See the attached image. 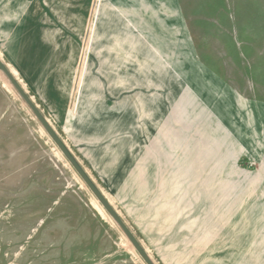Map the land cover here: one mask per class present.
<instances>
[{"label":"rangeland","instance_id":"rangeland-1","mask_svg":"<svg viewBox=\"0 0 264 264\" xmlns=\"http://www.w3.org/2000/svg\"><path fill=\"white\" fill-rule=\"evenodd\" d=\"M0 57L155 264H264V0H0ZM0 264H148L1 69Z\"/></svg>","mask_w":264,"mask_h":264},{"label":"crops","instance_id":"crops-1","mask_svg":"<svg viewBox=\"0 0 264 264\" xmlns=\"http://www.w3.org/2000/svg\"><path fill=\"white\" fill-rule=\"evenodd\" d=\"M21 13L22 11H18V16L14 17L17 21V28L15 30L18 29V34H17L18 37L13 43L14 44L13 51L12 53H10L9 48H7L6 50L4 46L3 56L7 55L9 65L14 68L27 67L28 65H32V66L46 65L47 66L48 62H50L49 60L51 58V53L53 52L52 51V47L54 45L53 42H55L52 38V33L50 32L49 36L47 37L45 36L43 40L41 38V32L38 34L35 33L36 28H38L37 32L40 31V26L35 27V25L33 26L30 25L31 22L30 21L27 22L25 13L23 12L24 13L23 15H21ZM13 22L14 23L12 24L14 25L15 21ZM51 29L52 28H50V30ZM8 32L10 31L8 30ZM53 35L56 36L57 32H55V34ZM21 50L24 51L25 55L20 52ZM6 51H7V54H6ZM30 57L32 59L31 62H30ZM10 71L13 73L12 69H10ZM46 71L47 70H45L42 74L47 75Z\"/></svg>","mask_w":264,"mask_h":264},{"label":"water","instance_id":"water-1","mask_svg":"<svg viewBox=\"0 0 264 264\" xmlns=\"http://www.w3.org/2000/svg\"><path fill=\"white\" fill-rule=\"evenodd\" d=\"M0 69L7 75L9 80L13 83L15 88L19 91V93L22 95V97L27 101V103L30 105L36 116L39 118L47 132L51 135V137L54 139V141L58 144V146L61 148V150L65 153V155L68 157V159L71 161V163L75 166L77 171L80 173V175L84 178V180L87 182V184L90 186V188L93 190L95 195L98 197V199L101 201V203L104 205V207L107 209V211L111 214V216L119 223V225L124 229L125 233L133 243V245L136 247V249L139 251V253L143 256L145 261L148 264H155L145 248L141 245L139 240L136 238V236L133 234V232L129 229V227L125 224L119 213L115 210L113 205L110 203V201L107 199V197L103 194V192L99 189V187L95 184V182L92 180V178L88 175V173L85 171V169L82 167V165L78 162L76 157L73 155V153L70 151L68 146L64 143V141L61 139L57 131L54 129V127L51 125L49 120L45 117V115L42 113V111L38 108V106L35 104V102L32 100V98L28 95V93L25 91V89L21 86L17 78L14 76V74L10 71L8 66L4 63V61L0 57Z\"/></svg>","mask_w":264,"mask_h":264},{"label":"bare ground","instance_id":"bare-ground-1","mask_svg":"<svg viewBox=\"0 0 264 264\" xmlns=\"http://www.w3.org/2000/svg\"><path fill=\"white\" fill-rule=\"evenodd\" d=\"M101 210H102V212L104 213V214H106V212L104 211V209L101 207Z\"/></svg>","mask_w":264,"mask_h":264}]
</instances>
